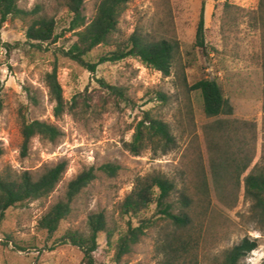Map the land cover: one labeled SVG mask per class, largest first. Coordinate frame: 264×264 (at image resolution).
<instances>
[{
	"label": "rangeland",
	"instance_id": "1",
	"mask_svg": "<svg viewBox=\"0 0 264 264\" xmlns=\"http://www.w3.org/2000/svg\"><path fill=\"white\" fill-rule=\"evenodd\" d=\"M99 0H85V14L91 19ZM262 0H133L119 23L121 35L139 29L152 39L176 38L188 84L203 76L217 78L234 107L231 116L208 117L200 91H190L188 104L176 76L149 68L136 58L106 63L96 73L71 60L65 52L76 36L66 31L70 16L57 0H23L31 9L42 6L57 20L63 34L56 43L37 50L25 39L26 24L8 20L0 32V83L3 109L0 111V144L5 153L0 158V172L7 167L17 171L40 172L46 165L66 160L68 169L58 188L46 200L15 206L0 222V264H87L84 252L63 236L69 229L85 230L94 212H104L109 224L120 221L119 206L138 177L162 172L178 182L192 185L204 164L210 186L213 220L205 225L199 248V264H213L222 253L244 238L256 240L258 247L241 264H264V218L254 215L252 201L245 195L244 178L256 165H264V21L260 16ZM205 21L209 55L196 44L200 18ZM5 43L13 46L7 50ZM105 48H97L88 58L96 59ZM65 100L78 97L77 114L67 108L62 117L54 115L46 76L54 67ZM99 79L121 87L125 98L110 96ZM169 96L162 101L157 93ZM36 97V102L32 99ZM162 117L177 137V147L155 156L148 150L141 155L129 152L130 141L144 112ZM44 120L58 125L63 137L57 143L33 139L28 156L22 157L21 123ZM218 118L252 121L256 124L253 160L241 174L237 203L230 208L219 197L209 162L205 126ZM113 162L120 165L115 176L98 171L97 179L73 205V214L59 230L50 235L38 227L40 218L59 200L78 173L91 166ZM155 236H157L155 234ZM95 252L97 264H156L155 237L145 238L133 253L120 261L109 246L105 234ZM24 248V249H22Z\"/></svg>",
	"mask_w": 264,
	"mask_h": 264
},
{
	"label": "trees",
	"instance_id": "2",
	"mask_svg": "<svg viewBox=\"0 0 264 264\" xmlns=\"http://www.w3.org/2000/svg\"><path fill=\"white\" fill-rule=\"evenodd\" d=\"M23 0H0V32L11 19H18L27 26L26 41L37 50L47 49L45 45L56 43L62 38L57 20L42 6L31 9L20 5ZM69 16L68 32L76 36L75 42L65 55L92 73L106 63H118L128 58H136L149 68L170 76L176 66V76L185 92L189 104L190 91L201 92L204 111L208 117L231 116L234 107L217 78L203 76L189 85L182 65L180 45L176 38L152 39L139 29L128 36L121 35L119 23L133 0H99L94 16L85 14V0H57ZM205 2V0H204ZM260 16L264 21V0L261 2ZM196 44L205 55H209L206 41L205 21L200 18ZM8 51L13 49L5 43ZM105 50L94 60L88 57L97 49ZM47 85L52 101L55 102L54 115L62 117L67 108L77 114L78 97L72 103L65 100L63 88L58 79V70L47 73ZM99 83L110 96L124 97L121 87L99 79ZM0 83V111L3 109ZM158 97L167 102L169 96L158 92ZM36 102V97L32 96ZM209 162L214 186L220 200L232 208L236 205L241 186L240 177L251 165L256 145V124L252 121L218 118L205 126ZM22 157L29 154L31 143L39 137L42 141L57 143L63 137L61 128L44 120H27L21 123ZM125 148L134 155L152 151L155 156L167 154L177 147V137L171 125L162 117L145 111L137 123L130 141ZM5 149L0 144V158ZM68 169L66 160L54 165H46L40 172L17 171L7 167L0 172V222L6 212L15 206H23L37 200H46L58 188ZM120 165L108 162L98 169L91 166L82 170L67 185L63 199L56 202L40 218L38 227L48 234H55L61 223L73 214V205L79 195L96 179L98 171L115 176ZM245 195L252 201L254 215L264 218V165H256L244 178ZM211 196L204 164L192 185L178 182L162 172H154L136 179L132 191L119 206L120 221L109 224L104 212L89 215L85 230L69 229L63 236L65 243H71L84 252L87 264H97L95 252L100 245L101 234H105L109 246L115 250V258L120 261L124 255L133 253L135 246L145 238L155 237L156 264H199V248L202 244L205 225L213 220L210 214ZM155 234L157 236H155ZM256 240L244 238L240 243L225 250L213 264H241L253 250ZM24 249V248H22Z\"/></svg>",
	"mask_w": 264,
	"mask_h": 264
}]
</instances>
